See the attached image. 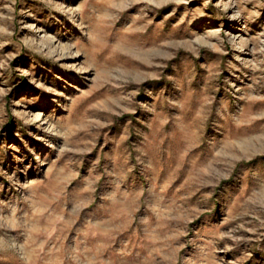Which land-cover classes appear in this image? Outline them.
Wrapping results in <instances>:
<instances>
[{
	"label": "rangeland",
	"instance_id": "obj_1",
	"mask_svg": "<svg viewBox=\"0 0 264 264\" xmlns=\"http://www.w3.org/2000/svg\"><path fill=\"white\" fill-rule=\"evenodd\" d=\"M0 264H264V0H0Z\"/></svg>",
	"mask_w": 264,
	"mask_h": 264
},
{
	"label": "bare ground",
	"instance_id": "obj_2",
	"mask_svg": "<svg viewBox=\"0 0 264 264\" xmlns=\"http://www.w3.org/2000/svg\"><path fill=\"white\" fill-rule=\"evenodd\" d=\"M67 49V48H66ZM65 50V49H64Z\"/></svg>",
	"mask_w": 264,
	"mask_h": 264
}]
</instances>
